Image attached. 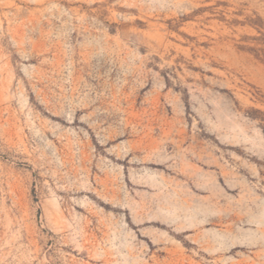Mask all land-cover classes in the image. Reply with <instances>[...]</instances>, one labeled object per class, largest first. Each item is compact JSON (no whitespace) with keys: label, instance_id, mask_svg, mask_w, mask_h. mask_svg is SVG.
I'll use <instances>...</instances> for the list:
<instances>
[{"label":"rangeland","instance_id":"obj_1","mask_svg":"<svg viewBox=\"0 0 264 264\" xmlns=\"http://www.w3.org/2000/svg\"><path fill=\"white\" fill-rule=\"evenodd\" d=\"M0 264H264V0H0Z\"/></svg>","mask_w":264,"mask_h":264},{"label":"flooded vegetation","instance_id":"obj_2","mask_svg":"<svg viewBox=\"0 0 264 264\" xmlns=\"http://www.w3.org/2000/svg\"><path fill=\"white\" fill-rule=\"evenodd\" d=\"M194 243H196V242H194Z\"/></svg>","mask_w":264,"mask_h":264},{"label":"trees","instance_id":"obj_3","mask_svg":"<svg viewBox=\"0 0 264 264\" xmlns=\"http://www.w3.org/2000/svg\"><path fill=\"white\" fill-rule=\"evenodd\" d=\"M260 25V24H259Z\"/></svg>","mask_w":264,"mask_h":264}]
</instances>
